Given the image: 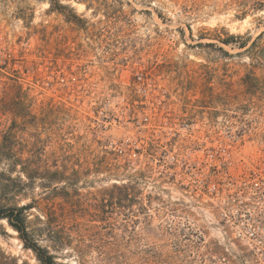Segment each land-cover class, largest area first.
<instances>
[{
    "label": "rangeland",
    "instance_id": "obj_1",
    "mask_svg": "<svg viewBox=\"0 0 264 264\" xmlns=\"http://www.w3.org/2000/svg\"><path fill=\"white\" fill-rule=\"evenodd\" d=\"M0 202L64 264H264V0H0Z\"/></svg>",
    "mask_w": 264,
    "mask_h": 264
},
{
    "label": "trees",
    "instance_id": "obj_2",
    "mask_svg": "<svg viewBox=\"0 0 264 264\" xmlns=\"http://www.w3.org/2000/svg\"><path fill=\"white\" fill-rule=\"evenodd\" d=\"M29 207L30 206L28 204L10 205L0 202V220H7L12 228H14L20 234L26 247L35 253L40 264H64L63 262L57 260L56 256L50 251L48 247L42 246L30 236L27 227L28 215L26 214ZM0 257L5 259L0 260V264H7L5 261L9 259V256L3 254ZM13 263L19 264L15 259Z\"/></svg>",
    "mask_w": 264,
    "mask_h": 264
}]
</instances>
